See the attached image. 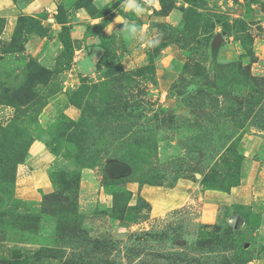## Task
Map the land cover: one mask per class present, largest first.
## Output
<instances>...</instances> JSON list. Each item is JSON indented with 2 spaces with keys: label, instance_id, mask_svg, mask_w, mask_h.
Masks as SVG:
<instances>
[{
  "label": "rangeland",
  "instance_id": "1",
  "mask_svg": "<svg viewBox=\"0 0 264 264\" xmlns=\"http://www.w3.org/2000/svg\"><path fill=\"white\" fill-rule=\"evenodd\" d=\"M0 0V264H264V0Z\"/></svg>",
  "mask_w": 264,
  "mask_h": 264
},
{
  "label": "clouds",
  "instance_id": "2",
  "mask_svg": "<svg viewBox=\"0 0 264 264\" xmlns=\"http://www.w3.org/2000/svg\"><path fill=\"white\" fill-rule=\"evenodd\" d=\"M152 0H120V8L124 10V13L133 14L137 20H127L125 16L117 15L116 24H122V28L114 31V24L109 23L106 26V31L109 33H118L122 38L139 41L146 43L149 46H153L158 43V40L146 37L144 27L137 21L144 17L148 12V5Z\"/></svg>",
  "mask_w": 264,
  "mask_h": 264
}]
</instances>
